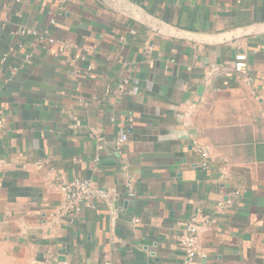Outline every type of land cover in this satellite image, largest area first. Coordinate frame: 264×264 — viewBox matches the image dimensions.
<instances>
[{
	"label": "crops",
	"instance_id": "0c3cea01",
	"mask_svg": "<svg viewBox=\"0 0 264 264\" xmlns=\"http://www.w3.org/2000/svg\"><path fill=\"white\" fill-rule=\"evenodd\" d=\"M130 1L208 35L264 22V0ZM239 54L248 76L230 77ZM0 108V264H182L198 209V264H264V35L204 46L101 0H0ZM73 178L113 201L62 215L59 185Z\"/></svg>",
	"mask_w": 264,
	"mask_h": 264
},
{
	"label": "built area",
	"instance_id": "2783aa9c",
	"mask_svg": "<svg viewBox=\"0 0 264 264\" xmlns=\"http://www.w3.org/2000/svg\"><path fill=\"white\" fill-rule=\"evenodd\" d=\"M20 1V0H19ZM64 3H67L70 0H61ZM52 25L56 24V20L53 19L51 21ZM20 35H35L39 41L42 43L45 42L48 45H56L59 46L60 49L64 48V44L60 41H57L54 37H52L48 31H45L44 35L38 37V35L30 30V29H23L18 32ZM154 50V46L150 45L148 47L149 55L152 54ZM33 55L29 54L26 56L25 61L30 62ZM7 59V55L4 56L3 60ZM75 72L77 74H81V69L76 66V64L72 65ZM248 59L245 54H239L236 56V59L232 65V67L229 69L228 76L233 75H241V76H248ZM89 70H92L90 68ZM227 70L226 68L215 65L213 67V72L217 71H223ZM17 69H14V72H16ZM118 89L122 92L125 89V84L122 83L118 86ZM0 114H2V109L0 108ZM0 125H3L2 121H0ZM80 122L76 121V127H80ZM99 144L97 147L98 154L95 158V162L98 165L100 163V153L103 150V144L100 142L101 139L99 138ZM128 141V136L122 135L118 141L116 142L117 147L124 146ZM202 157L205 159H208V153L206 151H203L201 149L198 150ZM39 167L41 166V163L37 164ZM208 165V163L205 164V167ZM132 181L127 182L126 189L127 194L129 198H134L135 194L132 191ZM59 191L63 195V205L61 208V213L64 216H72L75 217L76 215H79L83 211H91L96 210L99 204L106 203L109 204L114 199V193L107 191L105 189H102L98 187L92 180L84 179V178H73V179H63L62 182L59 185ZM222 205V204H221ZM220 205V206H221ZM209 220V217L207 215H204L203 211L201 209H198L194 215L189 220L188 224L184 228L181 236L178 240V246L179 248L184 252V260L182 264H198L197 261L199 258H205V255L203 254V251L201 249L200 245V236L202 232L203 225ZM133 222L136 224L140 223V220L138 218H134ZM52 264H69L66 261H60L55 260ZM110 264V263H105Z\"/></svg>",
	"mask_w": 264,
	"mask_h": 264
},
{
	"label": "water",
	"instance_id": "95a60500",
	"mask_svg": "<svg viewBox=\"0 0 264 264\" xmlns=\"http://www.w3.org/2000/svg\"><path fill=\"white\" fill-rule=\"evenodd\" d=\"M111 10L120 13L133 21L164 37L189 41L204 46H219L240 38L264 35V22L238 27L219 34H203L172 26L148 14L130 0H101ZM202 91V88H200ZM117 204L115 205V207Z\"/></svg>",
	"mask_w": 264,
	"mask_h": 264
}]
</instances>
